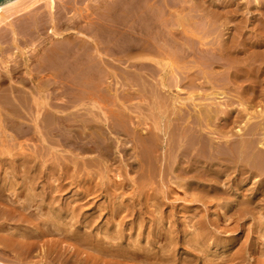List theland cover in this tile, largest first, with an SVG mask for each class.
Masks as SVG:
<instances>
[{"label":"bare ground","instance_id":"bare-ground-1","mask_svg":"<svg viewBox=\"0 0 264 264\" xmlns=\"http://www.w3.org/2000/svg\"><path fill=\"white\" fill-rule=\"evenodd\" d=\"M79 1L13 0L0 7V264H240L244 255L247 259L251 254L260 255L256 258L264 264V137L256 138L264 125L250 122L256 112L255 118H264V110H249L245 103L248 89L252 100L260 91L264 63L256 64L261 60L258 56L250 61L248 56L240 57L234 39L217 43L224 50L226 67L237 70V80L232 81L252 86L239 93L242 111L225 108L224 122L217 130L224 136L219 135L216 144L207 137L216 115L212 105L194 103V119L193 112H182L183 107L171 110L174 116L166 129L154 124L155 131L150 130L154 132L148 128L144 132L142 116L149 112L145 103L158 113L169 103L174 107V88L191 90L184 89L190 94L179 99L184 106L189 101L214 105L227 96V87L200 89L196 83L200 77L196 68L206 67L208 61L197 51L210 48L201 39L194 42L199 33L196 20L190 19L194 12V16L191 10L186 12L188 0H99L96 10L89 7L90 13L80 7L85 0L80 8ZM196 54L201 62L191 63ZM169 72L175 73L173 79L166 78ZM148 77L158 79L151 82ZM77 104L90 106L87 116L69 111ZM94 109L103 113L98 115ZM129 113L137 114L139 121ZM233 118L245 120V131L237 130L236 136L227 129ZM167 134L172 139L164 143ZM162 143L169 150L170 173L191 180L200 192L192 195V202L207 208L209 195L224 194L228 202L218 209L226 224L234 213L241 220L259 213L250 226L254 238L248 233L247 241L240 244L241 233L229 239L211 235L202 219L210 215L208 210L202 216L183 210L184 228L178 229L180 212L174 209L166 216L156 195L148 203L156 179L164 180V158L158 153ZM64 147L78 152L74 159L63 155ZM119 154L131 160L129 176L130 172L138 175L130 180L135 185L130 201L125 199L124 183L111 176ZM78 155L83 156L80 165ZM91 156L102 164L86 159ZM185 160L188 164L181 168ZM232 174L236 182L227 185ZM143 197L146 203L141 202ZM215 221L213 226L218 227L219 219Z\"/></svg>","mask_w":264,"mask_h":264},{"label":"rangeland","instance_id":"rangeland-1","mask_svg":"<svg viewBox=\"0 0 264 264\" xmlns=\"http://www.w3.org/2000/svg\"><path fill=\"white\" fill-rule=\"evenodd\" d=\"M81 1L82 0H80L79 1V4H78V7L82 4L81 3ZM84 1V0H83ZM96 1H98V2H94V0L92 1V0H85V2L80 6V7H82L83 9H87L88 10V13H90L89 11H91L90 10V8L91 7H93L95 10H96V8L95 7H97L98 6V3L100 4V1L99 0H96ZM89 2V3H88ZM226 2V3H225ZM81 3V4H80ZM88 3V4H87ZM188 3L189 4H186V6H185V8L187 7V5H188V8L186 9V12H188V10H191V14L194 16V17H192V18H190V19H192L193 20V22L195 21V25H197V29L199 30L198 32L199 33H197V35L195 36L194 35V37H196V38H194V37H192V38H194V42H196L197 41V43H200V41L201 40H203L204 42H206L207 43V45H204L205 47L207 46V47H209L210 49H208V50H206V51H208V52H205V50L204 49H206V48H202L204 51H199L198 49H196V50H198L197 52H199V54L198 55H205V57H206V59L208 60L207 61V63L209 62V64L207 65V63H205V65H206V67L205 66H202V67H197L196 68V74L198 75V77H199V79L196 81V83L198 84V88H200L201 86H203V85H207V86H205L206 88H208V90H214V88H215V90H223V89H225L226 87H227V89H225V90H228V93H227V96H226V98L224 99V98H222V99H218L215 103L216 104H214L213 105V103L211 104V102L212 101H207L206 103L205 102H198V101H196V102H191V101H189V103H187L186 104V106H184V105H182L181 104V100H179V99H182V98H186L190 93H191V90L190 89H187V88H185L184 87V89L185 90H187V91H189L188 93H187V91H185L184 89H182L183 87H180V89H182V91L180 90V89H175L174 88V95L176 96V100H177V102L175 101V106L177 107H173L170 103H169V105L167 106H165L164 108H162L160 111H159V113L157 112V111H154L153 110V108L151 107V105L149 106L148 104L149 103H145V104H147V105H145L147 108H145V106H144V108L146 109V111H149L148 113H146V112H144V115L142 116V122H145L144 123V125H142L141 127H142V130L144 131V132H147L148 131V129H149V131L148 132H150V130H154V127H155V125L154 124H158V125H160L161 126V128H163V129H166V127H167V124L169 123V117L170 116H172L173 114V111L174 112H178L179 110L178 109H181L182 107V112H187V114L188 115H190L192 112V114H191V116L194 114H196L195 113V110L197 109L195 106L193 107V104L194 103H196V105H200V104H203V105H212V107H214L213 108V111L216 113V115H215V117L212 119V122H211V125L209 126V130H207V131H209V132H207L208 134H207V137L208 138H212L213 139V141H214V143L216 144L217 143V141L219 140V139H221L220 138V136L219 135H223L224 136V131H222V132H219V131H217L218 130V127L220 126V124L222 125L223 123L222 122H224V120L222 119L223 117V113H224V111H225V108H226V110H230V109H234L233 107H235V110L238 112L239 110L240 111H242L241 110V108L243 109V107H240L239 106V99H240V94L239 93H241V92H244V91H246L245 90V88L246 89H248V88H250L251 86H252V84H245V83H243L242 84V82L241 81H232V80H234V78H235V80H237L236 79V77H237V70L235 69V68H229V67H226L227 65H225L224 64V50H220L221 49V47H220V49H219V45L220 44H217L218 42L220 43H222V44H224L223 42L225 41V42H227V44H229V43H231V41H234V40H236V41H238V43H239V47L237 48V49H239V52H241V53H239V56L240 57H244V58H246L247 56V59L246 60H248V61H250V60H252V59H250V58H253L254 59V57H257L258 58V60H260V61H257V63L256 64H260V63H264V56H261L262 54L264 55V50H263V48H264V42H262V41H264V25H261V24H264V0H188ZM231 3H232V5H231ZM85 4H87V5H85ZM92 4H94V6L92 5ZM96 5V6H95ZM91 6V7H90ZM191 6V7H190ZM226 6V7H225ZM234 8H233V7ZM68 7H69V5H68ZM79 7V8H80ZM90 7V8H89ZM199 8V9H197V8ZM93 8H91L92 10H93ZM225 9V10H224ZM227 9V10H226ZM234 9V10H233ZM86 10V11H87ZM195 10H197V11H195ZM230 11V12H229ZM228 12V13H227ZM232 12V13H231ZM226 13V14H225ZM227 16H228V19L229 20H231V21H229L228 19H227ZM197 17V18H196ZM212 18V20H211V18ZM225 17H226V21H225ZM196 18V19H195ZM201 19V20H200ZM192 20H190L191 21V23H190V27H191V29H194V27H193V23H192ZM210 20V21H209ZM197 21H198V23H197ZM82 22V25H83V22H84V20H82L81 21ZM200 22V23H199ZM85 23V22H84ZM197 23V24H196ZM206 23V24H205ZM230 23V24H229ZM192 24V25H191ZM201 24V25H200ZM239 24V25H238ZM85 25V24H84ZM259 25V26H258ZM203 26V27H202ZM241 26V27H240ZM260 26H263V27H260ZM193 27V28H192ZM258 27V28H257ZM213 28H214V30H213ZM260 28H263V30L262 29H260ZM206 29V30H205ZM210 29V30H209ZM227 29V30H226ZM241 29V30H240ZM259 29V30H258ZM200 30H201V32H200ZM213 30V31H212ZM237 30H239V31H237ZM218 31V32H217ZM231 31V32H230ZM261 33H260V32ZM212 32V33H211ZM239 32V33H238ZM204 33V34H203ZM207 33V34H206ZM238 34V35H237ZM207 35V36H206ZM245 35V36H244ZM262 35V36H261ZM238 36V37H237ZM243 36V37H242ZM229 37V38H228ZM233 37V38H232ZM254 37V38H253ZM205 40H204V39ZM232 38V39H231ZM241 38V40H239ZM253 38V39H252ZM197 39V40H196ZM201 39V40H200ZM222 39V40H221ZM229 39H231V40H229ZM234 39V40H233ZM248 39V40H247ZM244 40V41H243ZM260 40V41H259ZM246 41H252V42H255V43H259V46L257 47V46H251V45H247V43H246ZM209 42V43H208ZM211 42V43H210ZM213 42V43H212ZM215 42V43H214ZM229 42V43H228ZM240 42H243V44H241ZM246 44V46H245V49L243 48H241V47H244V45ZM263 43V44H262ZM218 46H217V45ZM212 45H214V46H212ZM216 45V46H215ZM211 46L213 47L212 49H211ZM249 46V47H248ZM201 47H203V46H201ZM246 47H248L247 49H246ZM251 47H253V49L251 48ZM216 48V49H215ZM263 51H262V50ZM196 50H195V52H193V56L195 55V53H197L196 52ZM212 50H215L216 52H214V51H212ZM256 50V51H255ZM259 50V51H258ZM212 51V52H211ZM217 51H218V53H217ZM220 51H222V52H220ZM255 51V52H254ZM262 51V52H261ZM202 52H204L205 54H203ZM221 54H220V53ZM249 52V53H248ZM251 52H252V54H251ZM259 52V53H258ZM201 53V54H200ZM206 53H207V55H206ZM211 53L213 54V55H211ZM214 53H215V55H214ZM247 53V54H246ZM255 53V54H254ZM261 53V54H260ZM217 54V55H216ZM258 54V55H257ZM216 56V57H215ZM221 56V57H220ZM211 57V58H210ZM220 57V58H219ZM261 57V58H260ZM192 58V59H191ZM191 58H189V59H191L192 61H193V59H194V61L193 62H191V63H195V61L196 62H198V61H200L201 59H200V56L198 57L197 56V54H196V56L195 57H191ZM198 58V59H197ZM227 58V57H226ZM225 58V59H226ZM211 59H212V63H211ZM215 59V60H214ZM216 59H217V61H216ZM218 59H220V61H218ZM223 59V60H222ZM250 59V60H249ZM201 62V61H200ZM216 62L218 63L219 62V66L218 65H215L216 64ZM220 62H222V63H220ZM150 63V62H149ZM215 63V64H214ZM176 64V63H175ZM204 64V63H203ZM215 66H214V65ZM212 67V66H214V67H212V69L210 68V67ZM158 69H159V71H161L160 69L161 68H159L158 66H156ZM173 67L175 68L174 70H176V67L174 66V61H173ZM147 68H148V66H147ZM146 68V69H147ZM228 68V69H227ZM256 68L258 69L259 68V65H257L256 66ZM129 69H132V68H129ZM230 69V70H229ZM233 69V70H232ZM177 70L178 71H174L175 73H179V69H178V67H177ZM232 70V71H231ZM236 70V71H235ZM200 73H198V72ZM207 71V72H206ZM230 73H229V72ZM173 72V73H174ZM159 73V72H158ZM173 73H172V75H173ZM174 73V74H175ZM213 73V74H212ZM227 73V74H226ZM209 74V75H208ZM169 75H171V72H169L168 74H167V76L168 77H166V78H169V77H171V76H169ZM178 75V74H177ZM210 75H212V76H210ZM215 75H217L218 77H215ZM225 76H227L225 79H224V77ZM175 77H178V76H175ZM174 77V78H175ZM204 77V78H203ZM230 78V80H228L229 78ZM148 78H150V77H148ZM215 78L217 79H219V81L218 80H215ZM153 78H150L149 80L151 81V82H154V80H156V79H158L157 77H156V79H154V80H152ZM172 79H173V76H172ZM220 79H222V80H220ZM166 80H169V79H166ZM228 80V81H227ZM231 81V82H230ZM201 82V83H200ZM216 82V83H215ZM229 82V83H228ZM209 83V84H208ZM232 83V84H231ZM263 83V84H262ZM201 84V85H200ZM261 86L259 85V89H260V91H259V89H258V91L259 92H261V93H259V95H258V93H257V97L254 99V100H252L251 98V96H252V89L250 88V89H248L246 92H248L249 93V95H247L245 98V103H247L246 105L248 106V108H249V110H251V109H253L255 112L256 111H259V109H262V110H264V107H263V105H264V103H261L260 104V102H264V99L262 100V98H261V96H262V90H264V82L262 81L261 83ZM209 85H211L210 87H209ZM248 85H250V86H248ZM231 87V88H230ZM229 88V89H228ZM201 89V88H200ZM237 89V90H236ZM224 91V90H223ZM231 92V93H230ZM238 92V93H237ZM234 94V95H233ZM236 94V95H235ZM232 95V96H231ZM261 95V96H260ZM250 97V98H249ZM248 98H249V100H248ZM262 100H260V99ZM226 100V101H225ZM234 100V101H233ZM231 101V102H230ZM260 101V102H259ZM190 102L192 103V104H190ZM238 102V103H237ZM150 103H152V102H150ZM180 103V104H179ZM225 103V104H224ZM231 103V104H230ZM249 103V104H248ZM229 104V105H228ZM232 105V106H231ZM234 105H236V106H234ZM255 105V106H254ZM197 106V107H198ZM252 106H254V107H252ZM90 106H88V105H86V106H83L82 105V107H81V104H77V107H75V108H72V107H70V110L69 111H72V112H75V111H79V113L81 112V114H85L86 113V116L88 115V113H87V108H89ZM151 107V108H150ZM105 108V107H104ZM102 109L103 111H105V109ZM176 108V109H175ZM240 108V109H239ZM257 108H258V110H257ZM81 109V110H80ZM94 110H96V113L99 115V113H103V111L102 110H98V109H94ZM171 110H173V111H171ZM101 111V112H100ZM165 111V112H164ZM169 113H168V112ZM99 112V113H98ZM152 112V113H151ZM155 113V115H154V113ZM162 112V113H161ZM251 112H253V111H251ZM78 113V114H79ZM146 113V114H145ZM167 113V114H166ZM257 113L258 112H256V113H254L255 114V117H257ZM129 114H131L132 115V117H131V115H128L129 117H131L132 119L135 117V121H139L138 119H137V114H133V113H129ZM151 114H153L155 117H152L153 115H151ZM80 115V114H79ZM103 115V114H102ZM146 115V116H145ZM164 115H166V116H164ZM194 115L192 116L193 117V119H194ZM82 117H84L83 115H81ZM162 116L164 117V118H162ZM174 116V115H173ZM254 116V115H253ZM159 117H160V120H161V118H162V121H163V123H162V121H161V123H159L160 122V120H159ZM254 117V119H251L250 120V122L252 123V125H255V123H256V126H263L264 125V118H261V117H258V118H255ZM220 120H219V119ZM261 118V119H260ZM156 121H158V122H155V120ZM236 120V121H235ZM242 120V121H241ZM262 120V121H261ZM147 121V122H146ZM237 121H239V122H237ZM241 122V123H240ZM244 122H245V120H243V118L242 119H239V120H237V119H235V118H233L232 120H231V125L229 124V126L230 127H227V129L228 128H231V129H228L229 130V132H230V130H231V132H233V133H231L232 135H234V136H236L237 134H239V133H237V130H242L243 132L245 131L244 130V128H243V125H244ZM250 123V124H251ZM149 126H148V125ZM165 124V125H164ZM259 124V125H258ZM262 124V125H261ZM154 125V126H153ZM151 126V127H150ZM165 127V128H164ZM215 127H217V128H215ZM148 128V129H147ZM240 128V129H239ZM233 129V130H232ZM236 129V130H235ZM147 130V131H146ZM261 130V129H260ZM155 131V130H154ZM154 131H151V132H154ZM216 131V132H215ZM150 132V133H151ZM219 133V134H218ZM229 133V134H230ZM258 133H260V134H258ZM257 133V135H256V138L258 139V140H261V139H263V137H264V128H263V130H261L260 132H258ZM159 135L160 136H162L163 134L162 133H159ZM169 136V140H168V136ZM166 135V137H163V140H164V143H166V142H169V141H171V136H170V134H167ZM209 135H211V136H209ZM215 135H216V137H215ZM114 137V136H113ZM244 137H246V136H244ZM214 138H215V140H214ZM216 138H218V139H216ZM160 139V141H163L162 140V138L160 137L159 138ZM166 140V141H165ZM65 148V153H63V155H66V156H68V158L71 160V159H74L75 157L74 156H76L77 154H76V152L77 151H73L72 149L71 150H69L68 149V147H64ZM158 149H159V147H158ZM165 149H167V147H166V144L165 145H163V143H162V145L160 146V149L159 150H161L160 152H158L159 153V155L161 156V158L163 159V162H165V163H167V164H163V162H162V169L164 170L163 171V175H164V180H163V183H161V182H159V179L157 178L156 179V182L157 183H155V188L153 189L152 188V190L150 191L151 192V195H152V197H151V199L148 201V203L149 204H151V203H153L154 202V197H155V195L157 196L156 198V200H158V202L160 203V205L162 206V207H164V210H165V213H166V216H167V214L169 215L170 213H171V210H176L177 212H180V213H178V217H177V221H176V223H177V227H178V229H180L179 227H181V228H184V226L182 225L181 226V224H183V221H184V217H183V210H189L191 213H194V212H198V214L200 215V216H202L203 215V213L205 212V210H208L207 212H210V215H208L207 217H202V219H204V222H205V224L206 223H208L206 226H208V229H209V231L211 232V235H217V236H220L221 238H223L224 239V236L226 237V238H232L234 235H236V234H239V233H241V235H242V240L240 241L241 243L240 244H243V241H247V235H248V233H249V235H250V233H251V235H253V233L251 232V228L253 227V225H254V223L258 220L257 219V217H259L258 215H259V213H256V214H254V215H256L255 217H254V215L252 216H247L246 218H244L243 220H241L240 218V220L238 219V218H236V216H237V213H234V214H232V217H234L233 218V220L231 221H229L227 224L225 223V222H223V221H221L222 219H223V216H222V213L219 211V209H218V207H219V205H220V203H222L223 205H225V204H227V200H225L224 199V194H219L218 196H215L214 194H211V195H209L208 196V198H209V203H208V205H207V208H206V206H204L203 204H201V203H199V202H192L191 201V199H193V196L192 195H199L200 194V192H198V190H197V188H196V185L194 184V183H192V181L191 180H185L184 178H180V177H177V176H175V174H171L170 173V166H171V161H169V158H168V155H169V150L167 149V151H165ZM158 150V151H159ZM73 151V152H72ZM167 152V153H166ZM78 153V152H77ZM166 154V155H165ZM74 157V158H73ZM78 157H79V159H78V161H79V165L80 164H82V162H83V160H82V155H78ZM167 157V158H166ZM98 158V157H97ZM97 158H96V156H91V157H86V159H90V160H93L96 164H102V160L100 159V158H98V159H100V160H97ZM96 159V160H95ZM98 161V162H97ZM168 161V162H167ZM131 162V160H128V159H125V158H123L122 157V155H118L117 156V162L115 163V165L113 166H111L112 168H111V170H113V172L111 173V176H112V179H114L113 181H115V182H120V183H124V185H125V187H126V189H125V192H126V197H125V199H126V201H130V200H132L133 199V197L130 195V193H132V191H134V188H135V185H133L132 183H131V181L130 180H132L133 178H137V173L136 172H130V176H129V172H128V169H129V166H128V164ZM188 164V161L187 160H185V162L184 161H182V162H180V167L181 168H184L186 165ZM164 165V166H163ZM185 165V166H184ZM119 166V167H118ZM115 167V168H114ZM166 167V168H165ZM104 169L102 168V171H103ZM121 170H123L122 172H121ZM127 170V171H126ZM115 171H117V174H118V172L122 175V178H119V177H115L114 175H116V172ZM113 173H115L114 175H113ZM123 173H124V175H123ZM127 174H128V177H127ZM234 174H232L230 177H229V179H228V181H226V183H227V185H229V184H232V185H234V183L236 182V179H237V177H236V179H235V177L233 176ZM114 177V178H113ZM124 177V178H123ZM119 178V179H118ZM231 178V179H230ZM172 180V181H171ZM96 181H98V179L96 180ZM222 182H221V184L222 183H224V179H222L221 180ZM108 182V181H107ZM175 182V183H174ZM162 184H164V185H162ZM178 184H183L184 186H185V188H182V187H179L178 186ZM194 186V187H193ZM252 186V185H251ZM209 188L211 189V188H213V189H217L218 188V186H214V185H209ZM232 188L234 189V186H232ZM223 190H224V187L222 188ZM186 190V191H185ZM158 191V192H157ZM163 192L162 193V195H161V192ZM165 191V192H164ZM129 195H128V194ZM167 193V194H166ZM232 193L234 194V192L232 191ZM168 195V198L167 199H164V196L163 195ZM165 195V196H166ZM169 197H171V198H169ZM145 197H143V198H141V202L142 203H146L147 201L144 199ZM159 198V199H158ZM179 199V200H178ZM135 201L137 202L138 201V199H136L135 198ZM164 205V206H163ZM186 207V208H185ZM167 210V211H166ZM181 211H182V213H181ZM168 212V213H167ZM212 213H216V216H213L212 215ZM182 214V215H181ZM243 216H241V218H242ZM250 217V218H249ZM253 217V218H252ZM236 218V219H235ZM255 218V219H254ZM216 219H219V226L217 227H214L213 226V222H216L215 220ZM223 222V223H222ZM181 223V224H180ZM223 224H226V225H223ZM240 224H242V225H240ZM239 225V226H238ZM224 226L225 227H227L226 229H227V234H224ZM238 226V227H237ZM250 226H251V228H250ZM233 227V228H232ZM242 228V229H241ZM251 229V230H250ZM243 230V231H242ZM250 230V231H249ZM250 235V238L252 237ZM246 238V239H245ZM249 237H248V241H250L251 239H250ZM253 238H254V235H253ZM252 238V239H253ZM183 250V249H182ZM248 251V250H247ZM247 251H246V253H247ZM248 254V253H247ZM249 255H250V253H249ZM248 255V256H249ZM260 255H253V254H251V256H249V257H247V259H245L246 257H245V255H244V258L241 260V262H240V264H257V262H258V264H260L259 263V257ZM256 257H259V258H256ZM119 260V259H118ZM257 260V261H256ZM115 261H117V260H115ZM121 261H123V260H121ZM131 264V263H130Z\"/></svg>","mask_w":264,"mask_h":264},{"label":"water","instance_id":"water-1","mask_svg":"<svg viewBox=\"0 0 264 264\" xmlns=\"http://www.w3.org/2000/svg\"><path fill=\"white\" fill-rule=\"evenodd\" d=\"M13 0H0V7L12 2Z\"/></svg>","mask_w":264,"mask_h":264}]
</instances>
